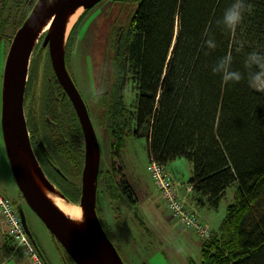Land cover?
<instances>
[{
    "label": "trees",
    "instance_id": "16d2710c",
    "mask_svg": "<svg viewBox=\"0 0 264 264\" xmlns=\"http://www.w3.org/2000/svg\"><path fill=\"white\" fill-rule=\"evenodd\" d=\"M232 2L136 0L127 24L112 30L110 60L104 64L101 88L92 97L110 131L111 146H122L126 135L138 136L144 130L148 153L159 162L176 156L191 160L188 180L213 204L238 180L235 201L227 205L218 232L201 241L199 260L189 257L188 264H264V92L245 81L226 83L212 72L221 57L230 56L232 67L243 70L247 53L264 52V0H246L251 11L238 27L228 29L220 21ZM31 6L30 0L20 2L22 17L11 22L0 7V44L11 40L5 25L14 32ZM208 39L215 42L214 49L205 44ZM129 72L137 88L133 109L125 105L122 93ZM54 83L63 93L52 73ZM98 170L96 209L101 190L136 201L125 175L117 184L111 175L102 178L100 165Z\"/></svg>",
    "mask_w": 264,
    "mask_h": 264
},
{
    "label": "rangeland",
    "instance_id": "374dc122",
    "mask_svg": "<svg viewBox=\"0 0 264 264\" xmlns=\"http://www.w3.org/2000/svg\"><path fill=\"white\" fill-rule=\"evenodd\" d=\"M20 2L25 3L29 0H0L3 16L6 17L9 13V22L14 17L17 21L22 17L21 11L18 9ZM30 4L32 3L30 2ZM135 6L136 0H98L80 12L66 44L65 60L68 70L88 104L89 115L98 135L99 153H101L99 164L103 170L101 172L102 178L108 179L111 175L117 183L125 175L131 182L136 195V201H131L127 196L117 194L114 198L111 194L105 193V190H101L102 192L99 191L98 196L97 213L125 264H175L171 258L173 255L179 256L182 262L183 257H190L198 261L201 241L209 238L211 232H218L219 224L217 223L225 214L227 205L235 201L238 180L232 181L225 187L216 204L207 200L206 209L200 210L199 206H189L184 196L185 204L193 209L200 222L210 228L209 235L202 237L195 229L185 227L180 222L178 214L172 213L168 205V198L155 184L153 170L150 169L152 160L155 158L148 153V139L146 134L142 133L144 130H141L142 132L138 136L126 135L122 146H116L114 148L115 153H113V147L110 144V131L99 119L100 109L98 110L95 99L92 98L103 83L104 64L107 66L106 63L107 61L109 63V57L112 53L110 44L114 38L113 33L117 27L127 24ZM14 32H12L11 26L5 25V34L11 35L12 38ZM45 32L39 35L32 48L31 55L33 54L35 58L45 50L40 44ZM119 33L116 37L117 43ZM5 38L7 37L5 36ZM9 44L10 42L6 39H2L0 44V88L2 86V69ZM107 54L108 59L106 60ZM128 74L124 81L122 93L125 105L133 109L137 102L136 80L132 73L129 72ZM255 87L264 89V80L257 77ZM109 149L114 155V168L109 158ZM157 161L155 162L157 163ZM162 164L164 170L172 175L177 190L179 180L175 178L180 179L184 186H187L188 178L192 174V162L189 158L176 156ZM106 169H111V172H106ZM0 191L8 195L16 206H22L27 224L43 255L49 261L48 264H75L70 257L63 253V249L44 222L19 193L5 152L1 126ZM190 192L197 194L194 189ZM203 214L209 216L210 223L201 218L200 215ZM184 227L190 230L192 232L190 233L200 241L199 250L192 242L186 245L178 242L179 238H184L182 232ZM180 230H182V236L177 235ZM11 253L10 248L0 246V264H22L24 254L16 252L11 256Z\"/></svg>",
    "mask_w": 264,
    "mask_h": 264
},
{
    "label": "water",
    "instance_id": "95a60500",
    "mask_svg": "<svg viewBox=\"0 0 264 264\" xmlns=\"http://www.w3.org/2000/svg\"><path fill=\"white\" fill-rule=\"evenodd\" d=\"M98 0H35L12 36L5 57L1 86V128L6 155L15 182L26 203L44 222L54 236L74 259L76 264H125L116 246L104 229L96 209V188L99 168V143L86 102L73 81L65 60L63 19L68 9L82 6V11ZM31 2V0H30ZM51 19L52 28L45 30L41 43L48 50L49 59L63 93L71 98L84 134V163L81 191L77 202L56 190L47 181L36 164L37 159L27 136L23 115V96L31 51L41 25ZM77 19V18H76ZM75 22V21H74ZM119 33V37L120 34ZM118 37V38H119ZM96 149V160L93 151ZM29 167L37 171L44 186L61 197L82 206L89 223L90 234L76 232L67 217L41 191ZM26 232L34 239L21 205H17ZM35 242V241H34Z\"/></svg>",
    "mask_w": 264,
    "mask_h": 264
},
{
    "label": "flooded vegetation",
    "instance_id": "af4514ba",
    "mask_svg": "<svg viewBox=\"0 0 264 264\" xmlns=\"http://www.w3.org/2000/svg\"><path fill=\"white\" fill-rule=\"evenodd\" d=\"M44 49L36 58L32 54L29 61L23 96V115L27 128V136L37 159L36 164L39 168L37 171L39 173L42 172L44 178L56 190L71 200H79L85 150L83 129L76 108L69 95L66 92L62 93V90L58 89L55 83L52 84V73L57 83L60 84V82L51 65L48 50ZM71 77L74 81L72 75ZM86 105L90 114L87 102ZM114 148L116 146L113 147V153L115 152ZM109 154V158L111 159L113 155L110 149ZM99 156L101 158V153H99ZM111 161L113 160L111 159ZM37 171L35 172L38 173ZM41 181L40 179L39 185H43ZM120 181L121 179L117 184ZM44 188L52 193L55 192L47 187ZM19 193L22 195L20 189Z\"/></svg>",
    "mask_w": 264,
    "mask_h": 264
},
{
    "label": "built area",
    "instance_id": "2783aa9c",
    "mask_svg": "<svg viewBox=\"0 0 264 264\" xmlns=\"http://www.w3.org/2000/svg\"><path fill=\"white\" fill-rule=\"evenodd\" d=\"M157 161L156 159H154ZM152 160V166L150 169L153 170L152 174L154 177L155 184H157L165 197L168 198V205L174 212L179 215L180 222L187 228L195 229L202 237H207L210 232V228L199 221L195 212L189 208L184 198L181 197L180 193L176 188V183L170 174L163 168V164ZM165 171V172H164ZM193 183H188L187 188H191ZM0 231L5 236L13 239L14 244L12 247V253L16 251L24 254L25 258L28 259L30 264H46L40 251L26 233L22 224L20 215L17 211L16 206L12 202L11 198L0 191Z\"/></svg>",
    "mask_w": 264,
    "mask_h": 264
},
{
    "label": "clouds",
    "instance_id": "9594fccd",
    "mask_svg": "<svg viewBox=\"0 0 264 264\" xmlns=\"http://www.w3.org/2000/svg\"><path fill=\"white\" fill-rule=\"evenodd\" d=\"M246 11H251L246 0H233L231 5L224 10L220 22L228 29L236 28L242 23ZM205 44L210 49L216 47L215 42L211 39L206 40ZM212 72L219 75L226 83L234 84L245 81L253 90L264 91V89L255 88L257 77L264 80V52L252 51L247 53L243 60V70L232 67L230 56L221 57L213 65Z\"/></svg>",
    "mask_w": 264,
    "mask_h": 264
},
{
    "label": "bare ground",
    "instance_id": "6f19581e",
    "mask_svg": "<svg viewBox=\"0 0 264 264\" xmlns=\"http://www.w3.org/2000/svg\"><path fill=\"white\" fill-rule=\"evenodd\" d=\"M82 11V6H75L67 10L64 19H63V29H64V36L69 31L71 25L74 23L80 12ZM51 17L45 21L34 40V43L36 42L39 35L44 32L45 30H50L52 28L51 24ZM96 149L93 151V159L96 160ZM29 170L31 172V175L35 179V182L41 189V191L44 193V195L49 199V201L57 207L61 212L64 213V215L67 217L71 227L78 233L81 234H90L91 229L89 226V223L85 217L83 208L81 205L77 203H73L69 200L64 199L61 197L57 192H50L49 190H45L44 185H39L40 178L37 176V173L33 170V168L29 167ZM43 188H42V187Z\"/></svg>",
    "mask_w": 264,
    "mask_h": 264
},
{
    "label": "crops",
    "instance_id": "0c3cea01",
    "mask_svg": "<svg viewBox=\"0 0 264 264\" xmlns=\"http://www.w3.org/2000/svg\"><path fill=\"white\" fill-rule=\"evenodd\" d=\"M176 180H179L178 183V190L180 191L181 195L184 197L185 196V200L188 202V205L190 206H199L200 207V210L203 208V209H206V202L207 200L209 201V198L206 194H202L200 192H197V194H191V190H187L186 187L184 186V184L182 183V181H180V179H177L175 178ZM189 196V197H188ZM192 203V204H191ZM194 203V204H193ZM209 215V213H208ZM206 215V214H203V215H200L201 218L203 220H205L206 222L210 223V218L209 216ZM220 223V221H219ZM217 223V224H219ZM182 230H180L177 235L179 236H182V232L184 233V238H179L178 239V242L179 243H183V245H186L190 242H192L195 246L198 247L200 241H198L197 238H195L191 233L190 230H188L187 228L184 227L183 231L181 232ZM191 232V233H190ZM12 244H13V240L12 238L8 237V236H5L3 233H1L0 231V246H4L5 248H10V251H11V247H12ZM198 250H199V247H198ZM16 253V252H15ZM173 255V254H172ZM169 256V255H168ZM45 257V256H44ZM183 257V256H182ZM172 258V262L175 263V264H188V261L187 259L189 257H183V262L180 261V257L179 256H175L173 255ZM22 264H29L28 260L25 258V256L22 258ZM47 260V259H46ZM47 262L49 263V261L47 260Z\"/></svg>",
    "mask_w": 264,
    "mask_h": 264
}]
</instances>
